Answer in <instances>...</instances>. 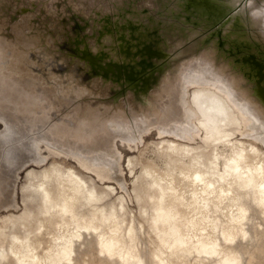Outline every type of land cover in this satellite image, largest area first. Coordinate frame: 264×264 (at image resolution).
<instances>
[{
  "label": "bare ground",
  "instance_id": "obj_1",
  "mask_svg": "<svg viewBox=\"0 0 264 264\" xmlns=\"http://www.w3.org/2000/svg\"><path fill=\"white\" fill-rule=\"evenodd\" d=\"M114 1L119 9L127 3ZM159 4L150 20L134 19L140 27L133 40L124 37L119 44L121 58L114 46L104 49L111 37L92 46L104 55L107 70H102L88 62L80 27L61 25L55 32L43 24L44 15L43 22L34 24L35 34L26 33L22 20L13 21L12 1L0 0V114L29 131L39 127L44 138L34 144L48 152L25 169V181L12 197L0 183V264H264V68L256 62V71L246 57H252L250 52L264 57V0ZM49 32L56 33L54 47L48 44ZM161 58L162 65L154 63ZM148 65L153 72L119 93L122 68L136 74ZM146 130L151 133L143 146L137 144V153L125 149L124 141H136ZM160 140L188 144L203 153L230 140V153L217 178L197 160L168 178L175 183L172 201L178 205L171 216L179 214L185 225L198 224H192L197 225L192 233L186 231V240L172 236V249L163 245L164 252L157 253L153 243L146 244L139 256V230L155 226H146L145 216L141 219L133 177L131 187L120 193V178L112 175L111 161L104 156L116 161L124 151L122 167L128 173L127 165L139 159L145 145ZM58 161L65 163L62 169L71 165L68 171L74 166L80 175L50 174L46 180L44 167ZM81 174L89 180L83 181ZM81 182L112 187L113 198L125 199L134 209L140 223L134 220L133 252L109 255L113 243L106 238L107 215L80 208ZM153 195L146 189L140 194L149 205V219L155 217L152 206L156 213L160 207ZM92 216L101 220L100 231H92ZM117 219L121 223L119 214ZM191 239L195 242L186 248Z\"/></svg>",
  "mask_w": 264,
  "mask_h": 264
},
{
  "label": "rangeland",
  "instance_id": "obj_2",
  "mask_svg": "<svg viewBox=\"0 0 264 264\" xmlns=\"http://www.w3.org/2000/svg\"><path fill=\"white\" fill-rule=\"evenodd\" d=\"M11 1L15 6L13 21L22 20L20 23L22 24V26H24L23 30L26 33L35 34V29H37L35 26L40 23V20H43L42 18L44 15L47 16V20H45L43 24H47V26H49L50 28L54 27L55 32L57 31V29L61 28V25H63L64 27H80V33L81 35H84L83 37L88 45L86 48V51L88 53V62L91 65L101 68L102 70H107V66L103 62L104 55L99 53V50L93 49L92 46L100 45L99 43L103 37H105L107 40H109L107 37H111L112 40L107 41L109 43H107V46L104 45V49H113L114 46V50H116L117 57H120V52L118 53L119 44L121 43L124 37L133 40L134 36H136L135 31H137L140 27L139 21H134V19L142 20V22L150 20L151 17H153L155 14H158L155 13V11L157 10L158 12V9L160 7L159 3L161 2V0H127L124 10L122 8L119 9L115 7L114 0ZM242 4L243 3H240L238 7H240ZM111 7L113 10L111 9ZM66 19L67 23L65 22ZM90 19H92L94 22ZM46 35L48 37V44L54 47L58 42V40H56V33L53 34L49 32ZM249 54H251L252 57H246H248L251 66H254L256 68V71H258V67L255 63H264V57L254 52H250ZM257 58L259 60H257ZM162 60L163 59L161 58L154 63L159 64L160 66L162 65L160 64ZM120 62H122V60L117 61V63ZM131 63L133 62L131 61ZM128 68H122L124 74L123 79L121 81H123V84L117 88L120 91L119 93L123 91L125 92L126 90L130 89L134 84L139 83L144 76L150 74V72H153L155 69L152 68L151 65H148L143 68L142 71L136 72V74H134V70L130 69V67ZM130 70H133V72ZM120 72L121 71H117L118 76L120 75ZM124 100V96H121L120 101L124 102ZM146 131L142 133V136L138 134L136 136V141H124L125 149H127L128 151H136L133 153L131 152L132 154L137 153V144L140 147L143 146L144 138L148 137L151 133L150 130ZM43 134L44 131L40 130V128L37 126H35L32 131H29V129L25 128V126L18 125L13 120H10L9 117L0 114V170L2 171V175L0 176V183L3 187L8 189L7 194L9 195V197L15 195L16 191L21 188L22 183L25 181L23 173L25 169L29 167L30 164L34 163V158H36V156H38L39 154H43V151L45 152L44 155L48 154L46 149L41 150L38 148L39 144H34L37 139L44 138ZM117 139L118 138L115 137V141ZM229 142L230 140H226L220 145H216L206 153L200 152L194 146L183 144L181 142H171L169 140H160L154 142V144H146L143 150L141 151V157L139 156V159L131 160L127 165L129 170L128 173L126 166L124 165L126 169H123L122 167L123 159H125L124 151H122V155L119 156L116 161H114V158L110 155L104 156V159L106 161H111L110 164L112 165L113 169V171L111 170V173H113L112 175L120 178L119 185H117V190H119L120 193H125L128 188L131 187V177H133V191L135 195L136 204L141 207V219L145 216V218H147L146 226L150 225L152 222L155 226V228L152 229L147 227V230H139V256H142V251L146 250V244L151 245L153 243L152 246L154 248V251H156L157 253H163L164 246H166L164 247L167 248L166 250L172 249L174 237L178 238V235H180L179 237L185 236L183 239H187V235H185V233L186 231V234H188V232L190 233V229L194 226H192L194 222L191 221V224H188L187 222V224L185 225L182 223L186 222L182 221L179 214L173 213V216H171V212L176 209L178 205H173L172 201L175 183L169 182L168 178L174 175L175 173L180 174L184 169L185 165L191 164L195 160L199 161V163L203 165H206L207 167H210L211 171L209 173L213 174V176L217 178L219 169L223 167V160L225 158V155L230 153V148L228 147ZM239 149L237 148V150ZM244 149L248 148L244 146ZM113 151H116L115 147ZM62 165H65V163L58 161V165L50 164L49 166H45L44 178L48 180V175L50 174L70 176L76 173V175H80L79 173H77V171L79 170L74 166L73 170H70L71 172H69L68 169H70V167L72 166L70 165L62 169ZM55 169L60 170L56 171ZM207 173L208 171H206V174ZM128 174L130 177L128 176ZM81 176L83 181L89 180L85 177L84 174H81ZM110 181L112 182V180ZM36 183L37 182L33 181L32 185H35ZM87 185L88 184L86 182H81L83 194L88 195H79L83 196L79 197V204L81 205L80 208H82L83 210H90L92 213H96V215L103 216L104 218L105 215H107V218H105V220L103 221V223L107 225V229L109 228L108 236L106 235V238L109 237V240L113 243L112 247H110L111 250L109 252V255L119 258V256L123 254V250L133 252L136 249L134 235V228L136 229V223L134 220L137 219L138 226L140 223L139 217L135 216L136 213L134 209H129V206L125 199H120L119 197L117 199H114L115 192L112 187L98 188L94 185ZM159 185H162L163 188H161ZM28 188L31 191V196L34 197L35 188L33 186H30V184L28 185ZM110 188H112L113 190L110 191L111 193L109 192ZM156 188L159 190V192L156 191ZM143 189L149 191L150 196H152L156 192L155 195H153L154 202L158 201L160 203V207L157 213L155 212V208H153V206L151 205L152 211H154L153 213H155V217H153L152 219H149V215L147 212L149 205L144 200V197H140V194ZM94 197H96V199ZM106 199L114 200L110 201V204L103 203V201ZM33 200L35 201L34 198ZM9 204H7L4 209H8ZM102 205L103 207L98 208ZM34 209V207L32 209L30 208V210L32 211ZM116 212H118L119 217L121 218V223H119V220L117 219L118 214H116ZM90 222L93 232L101 230V220L99 218H97L96 216H92ZM195 223L198 224V222ZM180 224L185 226V229L182 226L185 232L181 230ZM186 226H188L187 229ZM196 226L197 225H195L194 227ZM175 227H177L178 229ZM174 229L176 232L174 231ZM193 231L194 233L197 232L195 228ZM172 232L176 233L177 236ZM172 236L174 237L172 238ZM164 238L165 243L167 241L168 245H165ZM189 240L186 241L187 245H184L186 248L191 246V244L195 242H192L193 239H191V241ZM168 241L173 242L172 245L170 244V242L168 243ZM103 249L106 250V247H104ZM108 251L109 250H107L106 252ZM106 252L103 251V253ZM205 257L207 256L205 255Z\"/></svg>",
  "mask_w": 264,
  "mask_h": 264
},
{
  "label": "water",
  "instance_id": "obj_3",
  "mask_svg": "<svg viewBox=\"0 0 264 264\" xmlns=\"http://www.w3.org/2000/svg\"><path fill=\"white\" fill-rule=\"evenodd\" d=\"M264 68V63L262 64V66L260 67V69H263Z\"/></svg>",
  "mask_w": 264,
  "mask_h": 264
}]
</instances>
